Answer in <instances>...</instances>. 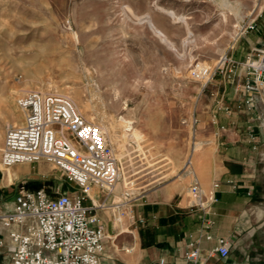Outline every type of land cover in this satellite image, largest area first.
I'll use <instances>...</instances> for the list:
<instances>
[{"label":"rangeland","instance_id":"1","mask_svg":"<svg viewBox=\"0 0 264 264\" xmlns=\"http://www.w3.org/2000/svg\"><path fill=\"white\" fill-rule=\"evenodd\" d=\"M224 1L225 7L220 0H0V183L9 192L42 190L49 198L74 187L47 163L31 165V173L19 168L22 178L4 182L5 129L19 126L8 115L15 111L18 120L23 118L16 100L25 91L56 94L52 85H57L58 94L75 100L88 122L103 125L117 160L121 155L124 174L115 190L137 194L182 180L178 177L185 172L187 157L196 142L202 143L197 135L208 120L207 107L215 95H228L223 104L229 108L256 112L254 124L261 129L254 134L263 144L254 151L249 168L258 178L264 202V89L250 87L252 100L235 97L238 88L248 91L243 65L264 45L248 51L251 31L239 34L262 11L252 32L264 40V0ZM160 9L184 17L191 36L181 20L166 17ZM148 15L173 47L152 33ZM225 57L234 64L217 70ZM198 64L215 72L209 81L193 76ZM136 118L147 136L141 146L131 139ZM240 118L247 124V117ZM123 222L125 228V218Z\"/></svg>","mask_w":264,"mask_h":264},{"label":"built area","instance_id":"2","mask_svg":"<svg viewBox=\"0 0 264 264\" xmlns=\"http://www.w3.org/2000/svg\"><path fill=\"white\" fill-rule=\"evenodd\" d=\"M262 13L244 26L239 35L256 30ZM226 64L234 63L225 57L216 69ZM243 67L251 78L248 91L250 87L264 89V45ZM192 74L196 80L207 82L215 72L197 65ZM16 104L23 123L6 127L1 165L9 169L20 164L47 163L74 187L55 198H49L42 190L15 197L14 210L0 216V224L9 230L13 244L7 264H103L108 238L98 213L114 208L122 217L140 194L129 189L121 194L118 204H108L107 199L121 179L119 160L102 128L88 122L69 98L32 90L19 96ZM217 188L218 185L213 186ZM96 193L102 194L103 200L96 201ZM188 195L192 206L204 214L218 202L215 192H205L195 177ZM212 252L226 258L227 242L218 239ZM198 258V249L185 254L191 264H198Z\"/></svg>","mask_w":264,"mask_h":264},{"label":"crops","instance_id":"3","mask_svg":"<svg viewBox=\"0 0 264 264\" xmlns=\"http://www.w3.org/2000/svg\"><path fill=\"white\" fill-rule=\"evenodd\" d=\"M258 34L251 32L246 37L248 51L263 45V37ZM245 76L249 84L251 78ZM238 89L236 100L253 99V92ZM222 97L226 95L212 98L205 112L208 120L197 135L203 145L196 160L198 176L193 172L192 177L140 194L122 216L126 221L125 228L132 234L119 231L115 221V211L119 210L110 208L98 213L108 238L103 264H160V260L163 264H191L185 254L193 249L199 251L198 264H264V202L259 194L258 178L249 168L251 158L256 154L254 151L263 144L255 137L256 112L229 108L223 102L230 98L228 95L227 100ZM240 116L248 118L247 124L239 121ZM18 123H23V118ZM16 167L24 173L32 170L31 165L26 164L9 169ZM9 169L8 174H14V177L6 184L22 178L20 169L14 173ZM193 177L205 192H215L218 202L208 214L191 204L188 188ZM214 185L218 188L213 189ZM5 187L0 183V216L14 210L15 197L22 193L9 192ZM121 194L115 190L107 199L108 204H118ZM95 200H103V195L96 193ZM8 232L0 224V264H7L11 258L13 244ZM208 236L211 239H207ZM218 239H224L228 244L226 258L212 252Z\"/></svg>","mask_w":264,"mask_h":264},{"label":"bare ground","instance_id":"4","mask_svg":"<svg viewBox=\"0 0 264 264\" xmlns=\"http://www.w3.org/2000/svg\"><path fill=\"white\" fill-rule=\"evenodd\" d=\"M216 2V1H215ZM215 4V3H214ZM219 4H220V6L222 5V7L224 6L225 7V5L227 4L226 3V1H224V0H220V2H219ZM235 5V4H234ZM244 7V6H243ZM243 7H241V8H243ZM228 8V7H227ZM236 8V7H235ZM235 8H233V7H231V10H235ZM262 9V8H261ZM161 10V13H163V15H165L166 17H168V18H170V19H172V20H181L183 23H184V25H185V28H186V35L189 37V36H191V31H190V29L188 28V24H187V22H186V19L184 18V17H181V18H179V17H177L176 16V14L174 13V12H172V11H166V10H164V9H160ZM228 10V9H227ZM230 10V9H229ZM230 10V11H231ZM229 11V12H230ZM261 12V11H260ZM235 13H236V10H235ZM233 15H235L234 13H232ZM147 19H148V26H149V28H150V30L152 31V33L154 34V35H156L157 37H159V39H160V41L162 42V43H164L167 47H173L172 46V43L169 41V39L167 38V36L163 33V32H161L160 30H158V27L156 26V24L153 22V20H152V18L148 15L147 16ZM238 19V18H237ZM224 20L226 21V16L223 14L222 15V18L220 19V21L223 23L224 22ZM235 33H236V30L234 31ZM239 34V33H238ZM237 35V34H236ZM73 39H74V41H78V36H77V34L76 33H73ZM234 40L236 39L235 37L233 38ZM185 41H187V39H185L184 40V42ZM203 66H206L207 67V65H205V64H202ZM198 66H201V64H198ZM205 67V68H206ZM87 74H90V72L89 71H87L86 72ZM98 73V72H97ZM137 82V81H136ZM54 88H56V94L57 95H61L62 96V94H58V92H57V90H58V88H59V86H57V85H52ZM146 87H149V89H151L152 90V88H153V85L151 84V83H147L146 84ZM72 99V98H71ZM72 101L75 103V105H76V107H77V109L79 108V106L77 105V103L75 102V100H73L72 99ZM82 107V106H81ZM22 114V113H21ZM134 114V116H136V112H134L133 113ZM23 116V115H22ZM8 117L10 118V119H12V121H13V124H16V125H18L19 123H18V119H17V113L14 111V112H12V113H10L9 115H8ZM136 120H137V122H136V127L135 128H133L132 129V134H131V139H133V140H135L136 142H139L140 143V146H141V144H143L144 142H146L147 141V136H146V134L142 131V130H140V128H139V124H140V122H141V119H137L136 118ZM19 125H22V123L21 124H19ZM101 128H102V130L103 131H107L106 130V128L103 126V125H101ZM2 137H3V135H2V133H0V141H2ZM202 148H203V145H202V143H195V145L193 146V148H192V151H191V154L187 157V159H186V161H185V163H184V170H185V172L182 174V175H180L178 178H181V179H183V178H185V177H190V176H192V174H193V167L195 166L196 167V160H197V155L199 154V152L202 150ZM193 158H194V160H193ZM119 159H121V155L118 157V160ZM195 173V172H194ZM122 174H124V173H122L121 172V177H122ZM11 177H14V174H8V173H6V175H5V183H8L9 182V180H10V178ZM125 182H126V179H125ZM124 187L126 188V183L124 184ZM123 187V188H124ZM116 190L118 191L119 190V188L117 189L116 188ZM124 191H126V189L125 190H123V192ZM115 214H116V224H117V226L119 227V231L121 232V233H128V234H132L131 232H128L127 230H125V228H124V222H123V217H121L120 216V214H119V212L117 211H115Z\"/></svg>","mask_w":264,"mask_h":264}]
</instances>
